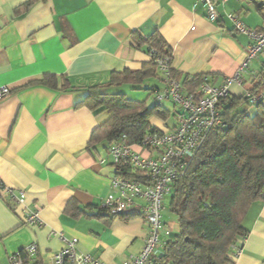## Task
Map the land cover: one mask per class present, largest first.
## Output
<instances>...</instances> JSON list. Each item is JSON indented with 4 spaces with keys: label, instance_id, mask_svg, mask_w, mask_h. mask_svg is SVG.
<instances>
[{
    "label": "crops",
    "instance_id": "1",
    "mask_svg": "<svg viewBox=\"0 0 264 264\" xmlns=\"http://www.w3.org/2000/svg\"><path fill=\"white\" fill-rule=\"evenodd\" d=\"M199 1L0 0V89H10L0 102V264H10L31 243L48 264L63 246L52 232L76 239L79 251L102 264H121L141 250L147 225L138 208L117 218L100 215L116 170L107 150L91 152L88 143L107 116L76 104L97 86L105 95L145 101L140 87L105 84L111 73L138 72L149 62L144 41L153 33L169 48L179 83L206 76L220 87L244 60L249 42L224 15L234 13L246 27L264 30V0L218 5L216 23L206 20ZM263 66L264 53L250 64L241 87L231 85L229 96H242ZM45 75L68 81L71 89L36 84ZM146 83L163 88L157 74ZM172 106L165 108L173 116ZM150 124L162 129L173 122L153 118ZM20 191L41 226L21 224L14 204ZM242 227L247 233L230 251L232 264H264V200L251 204Z\"/></svg>",
    "mask_w": 264,
    "mask_h": 264
},
{
    "label": "trees",
    "instance_id": "2",
    "mask_svg": "<svg viewBox=\"0 0 264 264\" xmlns=\"http://www.w3.org/2000/svg\"><path fill=\"white\" fill-rule=\"evenodd\" d=\"M29 4H26L25 9ZM144 44L147 53L170 54L164 40L153 33ZM156 77L152 61L138 72L111 73L107 87H140L145 101L128 100L123 95H105L100 86L88 89L77 107H85L106 120L92 133L88 147L103 150L124 135L130 145L145 135L157 132L150 124L155 118L166 122L170 112L155 96L162 89L146 83ZM175 78V75L173 76ZM204 76L183 82L193 92ZM52 90L68 91V81L45 75L36 82ZM245 91L258 96L264 92V66ZM155 104H147L153 97ZM220 126L213 128L193 157L183 177L172 187L169 212L176 218L177 231L161 255L163 264H232L231 249L246 235L242 219L257 200H264V100L249 105L244 96H228L217 106ZM126 173V172H125ZM128 178L136 175L126 173ZM70 212V207L68 208ZM105 215V209H100Z\"/></svg>",
    "mask_w": 264,
    "mask_h": 264
},
{
    "label": "built area",
    "instance_id": "3",
    "mask_svg": "<svg viewBox=\"0 0 264 264\" xmlns=\"http://www.w3.org/2000/svg\"><path fill=\"white\" fill-rule=\"evenodd\" d=\"M228 1L200 0L206 10V20L211 23L218 22L220 15L217 6H224ZM224 17L234 32L244 35L249 41L244 60L234 75L226 78L220 87L214 86L204 76L201 84L188 93L184 85L173 77L171 55L150 51L149 60L154 63L156 74L163 84L155 99L159 103L167 101L174 106L173 125L164 126L162 129H156L157 132L145 135L137 145L128 144L127 138L122 135L107 149V158L116 173L110 180L111 192L103 203L106 217H122L136 207L147 225L141 250L128 256L121 264H163L160 260L162 253L159 255L156 250L163 252L171 235L169 230H163L165 198L187 171L208 133L220 126L217 113L219 102L229 96L231 85H243V78L250 64L264 53V30L246 27L234 13H227ZM9 93L10 89L1 88L0 102ZM242 96L251 106L264 100V92L255 96L244 91ZM133 147H138L147 155L142 156L135 152ZM101 162L104 163L105 160ZM125 172L136 177L128 178ZM23 200L24 192L20 191L18 197H14V204L16 209L20 208L21 224L41 226L37 213L30 212L23 205ZM137 201L142 202V206L137 205ZM50 236L57 238L63 246L51 257L48 264H102L99 258L79 251L76 239H67L63 233L56 232H52ZM9 263L44 264L39 259L38 248L34 243L11 256Z\"/></svg>",
    "mask_w": 264,
    "mask_h": 264
},
{
    "label": "rangeland",
    "instance_id": "4",
    "mask_svg": "<svg viewBox=\"0 0 264 264\" xmlns=\"http://www.w3.org/2000/svg\"><path fill=\"white\" fill-rule=\"evenodd\" d=\"M147 104H155V100L153 99V97H150L149 100L147 101ZM164 105V107H170L172 106L169 102H163L162 103ZM172 110L174 112V107L172 106ZM174 122V118L173 116L170 114L169 118L167 119V123H172ZM169 199H170V195L168 197L165 198L164 201V205H165V209L162 213V218H163V230H169L173 233H175L177 231V222H176V218L170 214L169 212ZM163 234V233H162ZM157 254H161L162 251L157 249Z\"/></svg>",
    "mask_w": 264,
    "mask_h": 264
},
{
    "label": "water",
    "instance_id": "5",
    "mask_svg": "<svg viewBox=\"0 0 264 264\" xmlns=\"http://www.w3.org/2000/svg\"><path fill=\"white\" fill-rule=\"evenodd\" d=\"M176 236V234H171L170 235V238H169V241L173 238V237H175Z\"/></svg>",
    "mask_w": 264,
    "mask_h": 264
}]
</instances>
